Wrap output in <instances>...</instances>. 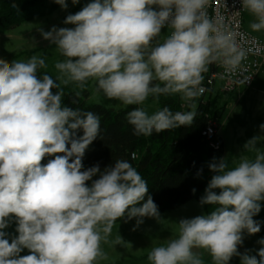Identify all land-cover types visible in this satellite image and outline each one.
<instances>
[{"label":"clouds","instance_id":"1","mask_svg":"<svg viewBox=\"0 0 264 264\" xmlns=\"http://www.w3.org/2000/svg\"><path fill=\"white\" fill-rule=\"evenodd\" d=\"M54 2L68 7L66 0ZM209 5L210 0H91L66 16L64 24L74 27L41 29L64 58L55 63V79L38 75L47 68L43 57L0 59V264H100L108 259L102 244L109 243L118 220L136 218L137 226L144 217L160 220L147 182L129 161L84 170L85 152L100 136V117L64 106L61 85L83 89L94 80L98 92L124 105L179 95L191 109L165 106L149 114L135 107L127 120L136 136L191 126L209 65L235 74L248 55L237 33L209 16ZM241 5L254 18L251 30L264 31V0ZM164 28L171 32L161 42ZM78 130L83 134L77 136ZM259 138L244 145L254 159L241 156L230 167L226 158H213L208 167L215 175L199 203L214 207L181 219L175 238L148 253L150 264H205L202 253L211 264H229L234 256L240 264H264V238L255 254L238 251L244 233L261 231L253 219L264 201ZM46 156L54 158L42 164ZM13 219L18 235L9 242L5 229ZM25 249L28 254L21 255Z\"/></svg>","mask_w":264,"mask_h":264},{"label":"trees","instance_id":"2","mask_svg":"<svg viewBox=\"0 0 264 264\" xmlns=\"http://www.w3.org/2000/svg\"><path fill=\"white\" fill-rule=\"evenodd\" d=\"M13 3L17 7H13ZM59 4L54 0H0V35L7 33L33 18L45 17L56 11ZM89 82L83 89L75 84L62 86L64 106L91 111L100 117V136L86 150L82 159L84 170L99 165L101 171L113 166L118 159L129 161L137 169L148 184V195L157 205L159 213L176 209L190 201H195L207 213L214 206H201L200 199L205 193L208 182L215 173L209 170V163L215 158H222V142L219 150H214L210 143L213 139L202 135L210 122L220 126L221 118L226 110L225 103L219 104L218 97L202 98L195 101L196 117L191 126H180L170 131L153 133L151 136H136L128 123L127 113L137 105H126L117 110L100 105H89ZM56 90L53 89V92ZM79 92V96L76 93ZM178 95L161 96L158 101L149 97L145 103H154L157 109L165 106L173 112L180 111ZM188 111V109H187ZM78 130L77 136L82 135ZM70 147V145H69ZM132 155L137 156L136 159ZM54 157L46 156L42 164ZM199 173V175H198ZM94 177L93 179H97ZM91 184V181L88 182ZM195 189V192H193ZM217 192L219 190H216ZM147 198V197H146ZM150 217H144L147 219ZM121 218L115 224L136 221V218L126 221ZM261 226V231L254 234L259 239L264 238V210L253 217Z\"/></svg>","mask_w":264,"mask_h":264},{"label":"rangeland","instance_id":"3","mask_svg":"<svg viewBox=\"0 0 264 264\" xmlns=\"http://www.w3.org/2000/svg\"><path fill=\"white\" fill-rule=\"evenodd\" d=\"M89 2L91 0H79V3L73 5L71 0H66L68 4L66 10L59 5L58 9L50 15L33 18L19 27L0 35V59L11 63L14 60L30 59L33 55L43 57L47 68L40 69L41 73H38V75L47 72L55 79L59 75L55 68V63L64 58L59 54L55 45L43 38L41 29L46 32L51 30L53 26L56 28L74 27V25L64 24L66 16L80 11ZM253 19L246 12L243 23L244 28L253 35L264 39V31L253 32L251 30L249 25ZM166 35L167 32L162 29L161 42ZM254 84L255 88L251 91L247 89L245 97L239 104L235 103L233 96L235 94L219 95L218 93H213L209 97L210 99L218 97L216 98L219 101L218 103H225L226 105V110L217 131L224 141L222 158H226L230 167L233 166L234 161L238 162L241 156L254 159L255 152L246 151L244 148L246 142L253 137H260L257 141V148L259 151L264 152V130L260 128V125L264 124V72L258 75ZM195 101L196 99L194 103ZM86 102L89 105H100L113 110L126 106L122 102L110 100L102 92H98L94 80L89 82ZM181 105H184V108ZM139 106L144 107L149 114L156 111L154 103L147 104L144 102L143 105ZM187 109L188 111L191 110L187 107L186 102L181 100L180 110L187 111ZM261 209L264 210V201L261 202ZM201 214H205L203 209L197 202L190 201L174 210L160 214L159 221L150 217L143 219V223L139 226L136 225V221L116 224L113 227L109 243L102 244L108 259L101 261L100 264H150L147 259L148 253L153 247L165 244L170 239L175 238L178 231V222L181 219L193 218ZM5 231L9 233V242H11L12 237L18 235L14 219ZM120 237L122 238L121 242L119 244L115 243ZM259 240L255 235L244 233V242L239 246L238 251L243 254L246 250H251L252 254H255L261 247L257 243ZM26 254H28V250L25 249L21 255ZM202 254L205 264H211V257L207 253ZM229 264H240V257L234 256Z\"/></svg>","mask_w":264,"mask_h":264},{"label":"built area","instance_id":"4","mask_svg":"<svg viewBox=\"0 0 264 264\" xmlns=\"http://www.w3.org/2000/svg\"><path fill=\"white\" fill-rule=\"evenodd\" d=\"M153 7L155 8V6ZM207 10L210 17L221 18L223 24L229 25L237 33V41L248 51V55L247 59L243 61L241 69L235 74H228L218 64L209 65V71L203 74L202 86L205 88V92L196 98V100L202 98L203 102L212 96L214 90L219 95H227L250 89L258 75L264 72V39L253 35L244 28V16L247 11L242 9L241 0H210ZM164 30L167 35L171 32V29L168 28H164ZM181 107L184 108V105ZM217 130L216 123L210 122L202 132L204 137L213 139L210 146L214 150L221 148V144L217 140L219 137ZM132 158L136 159L137 156L132 155Z\"/></svg>","mask_w":264,"mask_h":264},{"label":"crops","instance_id":"5","mask_svg":"<svg viewBox=\"0 0 264 264\" xmlns=\"http://www.w3.org/2000/svg\"><path fill=\"white\" fill-rule=\"evenodd\" d=\"M254 86H255V84H254L250 89H248V90H249V91L253 90V89L255 88ZM248 90H244V91L241 90V91H237V92L234 93L235 95H233V96H234V99H235V103H236V104H239L240 101L243 100V98L245 97L246 92H247ZM213 93H216V91L214 90ZM213 93H212V95H213ZM216 94H217V93H216ZM219 137H220L221 142H222V150H223V154H224V146H223L224 141H223L221 135H220ZM115 225H116V224H115Z\"/></svg>","mask_w":264,"mask_h":264}]
</instances>
